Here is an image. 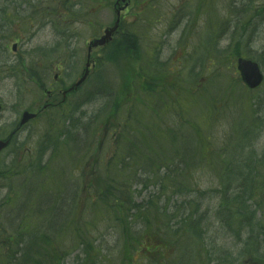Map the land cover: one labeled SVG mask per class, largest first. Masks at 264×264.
<instances>
[{"label":"rangeland","instance_id":"rangeland-1","mask_svg":"<svg viewBox=\"0 0 264 264\" xmlns=\"http://www.w3.org/2000/svg\"><path fill=\"white\" fill-rule=\"evenodd\" d=\"M4 1L0 0V9ZM88 1L91 7L92 0ZM162 2L165 10L192 11L189 0ZM38 3L31 0L28 7L20 1L10 3L11 8H19L10 19L0 10L3 139L17 129L24 110L37 111V102L45 99L43 88L55 86L56 74H61L58 83L63 87L80 77L87 42L96 32L90 24L111 21L109 14L105 18L83 16L87 12L83 0H51L48 15ZM187 10L185 17L162 18L161 23L150 25L119 59H102L106 51L102 53L95 73L67 103L15 132L1 154L0 264H5L6 254L12 255L11 264H24L33 239L39 236L43 242L48 234L52 236L53 230L38 232L46 230L48 223L43 224L35 210L43 214L46 207L61 209L60 230L71 223L72 230L65 229L70 234L64 244L50 247L55 255L66 253L65 264H190L189 258L191 264H264V81L250 90L237 70V59L246 57L258 62L264 74V0H220L218 4L203 0L197 17ZM15 42L19 46L14 52ZM205 43L209 50L204 49ZM132 112L144 122L171 128L192 140L197 164L190 171L183 170L192 186H177L175 192L162 194L159 182L149 187L143 186L148 182L142 177L137 182L136 174L146 176L147 165L153 167L151 173L157 170L161 161L150 162L160 158L163 141H156L153 149L145 148L144 155L134 159L128 151L134 149L136 129L128 125L124 132L122 127L126 114ZM118 134L121 137L115 139ZM232 134L236 144L231 142ZM79 141L82 148L77 151ZM247 143L252 153L236 158L245 162L252 176L260 174L252 190L236 183L227 185L224 175L226 166L230 179L244 169L235 154ZM229 149L234 156H229ZM166 157L176 161L179 169L181 156L170 151ZM223 157H228L226 165ZM117 164L124 169L120 178L129 183L133 200L116 212L105 209L102 213L92 199L105 191L109 176L118 174L112 171ZM166 167H160L162 175ZM243 182L249 185L240 174L237 183ZM149 199L152 207L147 209L143 201ZM225 205L231 206L227 217ZM243 207L246 210L236 214ZM153 212L178 240L174 254L165 260L145 258L150 250L144 248L146 242L138 251L124 252L126 231L135 241L156 233ZM49 218L54 220L55 214ZM79 228L83 233L74 231ZM79 234L89 235L91 242ZM188 237L191 240L183 244Z\"/></svg>","mask_w":264,"mask_h":264},{"label":"trees","instance_id":"trees-1","mask_svg":"<svg viewBox=\"0 0 264 264\" xmlns=\"http://www.w3.org/2000/svg\"><path fill=\"white\" fill-rule=\"evenodd\" d=\"M189 90L188 88H186ZM193 91H188V93H192ZM184 115V114H183ZM130 125L134 129H136L135 132H137L136 136L134 138H137L140 141V145L135 144L134 140L132 142V145H134V149L131 151H128V153H131V156L134 157V159H139L144 155V149L148 146L155 147L156 141H163V144L161 146V150L159 151L160 158L154 159L150 163H157L158 161H161L160 163H157L158 168L154 173H151L150 171L153 170L152 166H146L144 168V174L146 176H143V174H136V180L137 182L140 181L138 177L144 178L148 183L143 184V186L149 187L151 183L158 184L159 191L162 190V194L167 191L171 190L175 192L179 186L180 189H183L185 186H192V183L190 182V177L187 175H183V170L188 168L187 171H190L191 168H193L197 161L194 160L193 162L188 161L187 159H183L182 162H180L179 169L175 167L176 161L169 162L167 156V153L170 151H177L180 152V145L177 146L175 144L176 139L178 136H180L181 133L179 131H175L171 128H162V125H155L153 122H144L143 118L137 115L135 112L129 113L127 117L125 118L124 122L122 123L123 131L125 132L126 127ZM139 130V131H138ZM121 137V135H117L115 139ZM119 145L121 144V140H119ZM153 149V148H152ZM182 151L186 152L185 148L181 149ZM157 155V154H156ZM115 163H117L115 161ZM114 163V165H115ZM145 163H148L145 162ZM118 164H121L118 163ZM115 166L113 168L114 173L116 176H109L110 178H107V186L105 187V191H102L101 194L98 197H94L92 199V203L95 205L97 210H101L102 213L105 209L116 212V210H119L121 205L123 203H128L132 199L131 196V189L129 183L124 179H121L122 173H124L123 168H119ZM162 165L169 166L165 168L164 175L161 174L160 167ZM128 168V163L125 162V169ZM178 170V171H177ZM177 171V174L175 173ZM183 175V176H182ZM121 179V180H120ZM121 184V185H120ZM183 186V187H182ZM128 196V197H125ZM157 198L160 197L158 194L155 195ZM33 197V196H32ZM125 197V198H124ZM48 199V198H47ZM150 200H147L146 202L143 201V205L145 204L147 209H150L152 205L150 206ZM156 200V199H155ZM51 202V201H49ZM48 202V203H49ZM101 205V207H99ZM45 209V213L40 214L38 211V208H36L35 213L38 215H41L44 219V223H48V227L45 230H41V228L38 229V232L45 233L49 230H53L54 233L51 234L52 236L47 235L46 239L42 242V238L38 236V239H33V242H31L30 247L28 249V252L26 256L23 257L22 260H24V264H65L64 259L66 257V253L63 252L64 255L59 256L61 253H57L55 255L54 253H51V246L52 245H63L65 238L70 234L65 229H71L72 226L70 225L60 230L63 223V217H62V211L59 207H51V209ZM132 210V209H131ZM130 210V211H131ZM55 214V219L50 221L49 214ZM119 214V213H118ZM192 213H189L187 216H191ZM152 217L154 218L152 221L156 223L157 231L155 234L152 235L149 229L146 231L150 232V235H146V239H142L140 237H136V241L134 240V236L131 235L129 231H126V242L124 246V252L129 250H139L142 249V247L139 248V245L146 242V245L144 248H147L149 250L150 254L145 256V258H150L148 260H160V259H168L171 257V254H174L175 247L178 242V240L175 237V234L171 231L170 227L167 225L163 226L162 224H159L160 218L159 214L157 212H153ZM145 221H150V219L143 218ZM193 221V219H191ZM58 221V222H57ZM62 221V222H61ZM123 224L125 227L127 226V220L126 216L124 215V219H122ZM151 222V221H150ZM42 224V225H43ZM158 225V226H157ZM150 228H153V225H150ZM76 232H82V229H74ZM196 232V229L193 231ZM85 241L91 242L89 239V235L84 234L80 235ZM188 238H185L183 241V244L187 241ZM3 243L0 241V245ZM150 244V245H147ZM154 245L153 248H151V245ZM159 248H162L158 250ZM92 250V247H91ZM91 250L86 251L85 255L88 256L91 252ZM171 251V253H170ZM54 259L57 260V262H54ZM4 263L5 264H11L13 263V257L11 254L4 255ZM14 264H23L22 262H16ZM82 264V263H81ZM159 264H163L162 262H159Z\"/></svg>","mask_w":264,"mask_h":264},{"label":"flooded vegetation","instance_id":"flooded-vegetation-1","mask_svg":"<svg viewBox=\"0 0 264 264\" xmlns=\"http://www.w3.org/2000/svg\"><path fill=\"white\" fill-rule=\"evenodd\" d=\"M189 1H192L191 12L188 11L186 8L178 9L176 12H174V9L165 10L163 7L164 3L162 2V0H93L90 11L95 17L103 16V18H105L108 14L111 16V21L109 24L95 22L93 24V28L97 33L96 36H99L103 33L105 29L117 26L113 37V39L115 38V42L116 40H118L119 37L125 35L126 33L128 34L143 32L146 29L147 25L150 23L149 21L152 20V18H160L156 22H151V24H157L161 23L162 18L186 16V10L188 11V13H192V15H201L199 11L203 6V0ZM212 1L218 4L220 0ZM49 10L50 6L47 7V11L44 10L43 12H46V14L48 15ZM60 77V73L54 76L55 88L53 87L50 90L46 89L45 99L43 101L41 100L37 102V111L39 112V115L37 113L38 117L43 115L47 110L57 108L61 104L67 103L69 98L73 95V92L75 90L67 92L68 87L66 89V87H63V85H59L58 82L60 80ZM41 102H43L42 106H40Z\"/></svg>","mask_w":264,"mask_h":264},{"label":"water","instance_id":"water-1","mask_svg":"<svg viewBox=\"0 0 264 264\" xmlns=\"http://www.w3.org/2000/svg\"><path fill=\"white\" fill-rule=\"evenodd\" d=\"M238 69L241 72V75L244 79V81L250 86V87H256L258 86L262 80L263 75L260 71L259 65L252 61L247 59H240L238 63ZM88 72L85 73V75L76 83V85H80L84 82V80L87 78ZM33 114H30L26 112L24 114L23 123L26 122L29 118L33 117ZM7 145V142H3L0 140V151L3 147Z\"/></svg>","mask_w":264,"mask_h":264}]
</instances>
